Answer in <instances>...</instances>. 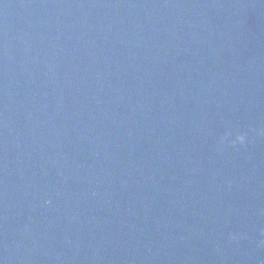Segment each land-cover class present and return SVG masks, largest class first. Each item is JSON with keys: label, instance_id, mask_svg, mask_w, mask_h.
Returning <instances> with one entry per match:
<instances>
[{"label": "water", "instance_id": "95a60500", "mask_svg": "<svg viewBox=\"0 0 264 264\" xmlns=\"http://www.w3.org/2000/svg\"><path fill=\"white\" fill-rule=\"evenodd\" d=\"M0 264H264V0H0Z\"/></svg>", "mask_w": 264, "mask_h": 264}]
</instances>
